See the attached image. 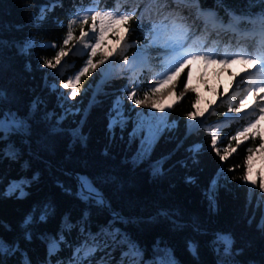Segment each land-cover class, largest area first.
Masks as SVG:
<instances>
[{
	"label": "trees",
	"instance_id": "trees-1",
	"mask_svg": "<svg viewBox=\"0 0 264 264\" xmlns=\"http://www.w3.org/2000/svg\"><path fill=\"white\" fill-rule=\"evenodd\" d=\"M97 7L133 16L126 56L133 53L131 41L148 42L165 17L187 23V43H204L209 27L218 34L204 10L240 27L264 26V0H0V118L19 122L0 129V264H74L75 248L89 232L96 236L101 230L118 236L107 249L115 264H126L121 254L130 252L128 242L139 250L132 264H264V191L241 179L248 172L247 148L258 151L264 140L249 139L222 161L210 147L208 123L187 129L201 89L188 90L171 105L170 126L156 134L146 154L128 122L109 127L127 78L120 75L126 70L105 77V68L121 63V56L93 74L81 110L66 111L58 86L87 59L67 58L52 69L44 61L54 63L65 47L69 22ZM82 26L90 25L72 26L73 46ZM82 78L86 86L89 77ZM228 107L223 98L208 122ZM247 119L225 125L226 139L218 148L235 145L230 137ZM259 121L254 131L263 135ZM81 177L93 182L97 195L81 198L76 179ZM12 182L23 194L8 192ZM61 235L60 250L49 255L50 239Z\"/></svg>",
	"mask_w": 264,
	"mask_h": 264
},
{
	"label": "snow or ice",
	"instance_id": "snow-or-ice-1",
	"mask_svg": "<svg viewBox=\"0 0 264 264\" xmlns=\"http://www.w3.org/2000/svg\"><path fill=\"white\" fill-rule=\"evenodd\" d=\"M133 16L131 14H121L118 11L109 12L103 9H93L86 15L82 17H78L76 19H72L69 22V30L66 33V38L63 40V45H69L70 41L74 39V32L71 30L72 26L77 24L79 21L81 25L87 24L89 19L93 21V23L85 29L83 26L81 27L80 35L77 39V45L74 47H78L79 49H83L84 53L87 55V60L84 62L83 67L79 70L78 73L74 75L73 78L68 79L66 82H63L60 87L63 89L71 88L70 94L64 96V99H75L79 95V89L77 85L80 84L81 78L84 77L87 73H89L90 69L95 68L98 65L104 66L107 64L110 58L115 56H121V67L123 69H131L135 72V65L133 61L137 59V56L128 57L124 55L128 48L127 44V36L130 34L131 29L127 25L132 20ZM99 23L97 29V23ZM120 22L124 26L123 35H120L118 39H115L114 43L116 45L115 48L107 49V44L105 41L109 39L107 33L110 31H114L112 25ZM189 39V30L187 25L182 21L175 17H165L163 20L159 21L152 29L150 33V37L148 40L147 46H153L159 44L161 47L166 49H170L171 52L176 53V57L169 66L166 72L158 74V76L149 81L150 89L144 93V98H138L136 93L139 88V84L135 75L131 78V90L128 91L127 100L134 105H141L149 99L150 94H155L158 91V86L160 84L168 83L176 77L177 83L173 85V90L176 91L179 89V84L181 83L180 77L183 70L186 68L188 64H191L196 61H203L207 63H219L222 65H227L231 63L233 60H238L243 64H248L252 66V69L246 74V83L247 87H245L242 91H234L228 98L227 103L228 113H236L240 114L235 118H243L247 116L248 119L246 124L242 126L239 130L235 132L234 135H231V141H237L240 138H243L241 143L247 142L249 139H255L256 136H260L261 140H264V135L255 132L257 123L260 119H264V47H262L259 51V55L250 54L243 49L232 52L228 54L226 50L223 56H220L219 53L215 52L212 49L208 51H204V45L202 44H188L187 40ZM55 47V45H52ZM105 48V55L99 59L95 60L94 58L98 55V50L101 48ZM144 49L141 48L138 50L137 55H144ZM69 51H66L64 47H61L55 56V64L52 63L51 60H45V66L49 68H54L56 66L61 65L62 58L69 55ZM104 69L102 68L101 71ZM190 75V73H189ZM183 83V91H188V83L187 79L182 81ZM249 93H256L258 96V100H254L253 104L249 105L247 109L244 107V100L247 98ZM182 95V93H181ZM179 100L180 97H177ZM239 101V106L236 105V101ZM152 108L156 107V104L153 103L151 105ZM164 109H161L163 111ZM209 111L205 109V112ZM214 114V113H211ZM197 113H192L191 116L193 119H196ZM226 119H231L233 117H228L225 114ZM7 116L0 118V129L5 127V120ZM124 122V110L123 105L117 100V102L113 105V113H110L109 119V127L113 128L116 125L122 124ZM12 123L19 126V122L12 118ZM140 130L145 128V124L141 122L138 125ZM158 128H153L152 126H147V135L143 138V144L146 145V148L141 149V154H146L147 150L150 149L155 142L156 133L158 132ZM220 128H215L211 133V144L210 147L217 152V155L220 156V159L226 160L228 156L231 155L229 152V148L225 147L223 149L224 155L220 154V150L218 148V143L220 139ZM231 147V145H229ZM239 147V144L237 145ZM258 151L264 150V143L259 145ZM236 148L232 149V152H235ZM253 152L252 148H247V153L249 154L247 159L251 160V153ZM251 169V165H248V170ZM230 171L232 169H229ZM244 182L250 183L253 186H256L259 183V186L262 191H264V178H261L259 181L257 179L248 180L247 174H245L241 178ZM79 183V195L81 198H91L94 195H97L96 188L93 182L88 177H81L78 179ZM23 194V193H22ZM41 219H45V216L42 215ZM110 234V232H109ZM104 230H101L99 235L94 236L91 232L88 233V236L84 239L82 243L75 248L73 253L74 264H93V260L95 259L96 253L98 251H105L107 254V248L110 247L107 240H101L100 237L104 236ZM221 239L226 242L229 241V238L222 237ZM64 240L63 235H61L58 239L53 237L49 242V255H54L56 252L60 250L61 242ZM118 240V236H113V242ZM129 243L130 253L139 255V250L136 248L134 244ZM192 250L195 251L194 246L190 245ZM0 249H2V245H0ZM125 255H128L126 253ZM98 264H109L106 258L101 257L98 261ZM172 264H175L173 261Z\"/></svg>",
	"mask_w": 264,
	"mask_h": 264
},
{
	"label": "rangeland",
	"instance_id": "rangeland-1",
	"mask_svg": "<svg viewBox=\"0 0 264 264\" xmlns=\"http://www.w3.org/2000/svg\"><path fill=\"white\" fill-rule=\"evenodd\" d=\"M93 8H88L84 12H82L81 16L86 15L90 11H92ZM183 21V20H182ZM184 22V21H183ZM89 25L93 23L91 19L88 21ZM97 23V29L99 26V23ZM187 24L186 22H184ZM189 25H192L190 23ZM123 27V24L120 22H117L112 25V28L114 31H110L107 33V36L109 39L105 41L107 44V49H112L115 48L116 45L114 43V36L116 33H118ZM190 31V29H188ZM209 29L205 30V37H208V39L204 43H198L196 40H189V44H202L204 45V51H208L209 49L214 50L215 52L219 53L220 56H223L226 52L228 51V54H231L232 52L239 51L243 49L244 51L253 54V55H259L260 54V49L262 47H259L258 44L252 45V43H247L244 41H239L238 43L234 42L236 38L240 37H233L232 34H227L228 40L220 41L218 36H214V34H209L207 33ZM216 35V33H215ZM196 37V36H195ZM241 38V37H240ZM193 39V38H192ZM231 41V42H230ZM32 43V40H30V44ZM74 43H69V45L65 46L64 49L66 51H69V53H72V57L70 56H65L62 58V62L65 61V59H87V55L84 53L83 49H79L78 47L73 46ZM129 44V43H128ZM131 49L133 50V53L129 55L128 57H133L137 56V59L133 61V64L135 65V72H133L131 69H123L119 64H108V66L105 68V77H108L111 73H120L121 70L126 72L124 74H120L121 77L127 78V82L125 83L122 96L123 97H118L114 100L113 105L119 100V102L123 105V110H124V122H128V128H132L133 132H137V135L139 136L138 140L140 143H143V138L144 136L147 135V126H152L153 128H158V132H161L165 130L167 127L170 126V123H168L166 116L169 111V108L171 105H173L178 99L177 97L181 96V93H185L183 91V83L185 79H187L188 83V90L190 89H201L202 91V96L200 97L199 102L197 103V106L191 112L188 117H187V129L188 131H194L196 129H199L200 127L204 126L205 123L207 124V128L210 132V137L211 133L215 128H220V139L219 142L222 140H225L226 138L225 135L222 133L223 127L235 117H237L240 114L236 113H228V108L223 111V115L220 118H215L209 123L208 121L211 119V113L217 109V105L220 103V101L224 98L228 100L229 96L234 92V91H242L245 87H247L246 83V74L248 71L252 69L251 65L248 64H243L238 60H233L231 63L227 65H220L219 67H212L210 66V63H205L203 61H196L191 64H188L186 68L183 70L180 80L181 83L179 84V89L174 91L173 90V85L177 83L176 77H173L171 81H169L165 88L171 89L173 94L169 96L167 99L162 100L159 97L156 98L159 91L158 86V91L155 92V94H150V97L148 100H146L144 106L140 107L139 105H134L131 102L127 100V94L128 91L131 90V78L133 75L136 76L139 88L137 90V97L143 99L144 98V93L146 91H149L150 89V84L149 81L155 79L158 74L166 72L173 62V60L176 57V53L171 52L170 49H166L164 47H161L159 44H157L161 50L159 52L157 49L154 48L153 46H147L148 42H143V43H135L134 41H131ZM44 45V44H43ZM77 45V42L76 44ZM48 46V45H47ZM233 46H240V47H233ZM257 46L259 48H257ZM143 48L144 55H137L138 50ZM168 50V51H166ZM167 52L166 54L162 55L163 53ZM106 49L101 48L98 50V55L97 59H101L105 55ZM122 59V57H121ZM54 63H55V58H54ZM53 63V64H54ZM163 65L162 67L159 66V64ZM105 66V65H104ZM104 66L98 65L95 68L90 69L89 73L85 75V77H89V83L84 86L85 82L82 80L84 78H81V82L79 85H77V88L79 89V95L75 99H67V107L66 111L69 114H76L81 110V102H82V96L84 94H89V89L91 87V77L93 74H96L101 71V69H104ZM49 68V67H48ZM52 69V68H50ZM81 69V68H80ZM76 70L71 77L65 79L64 82H66L68 79L73 78L76 73L79 72V70ZM116 71V72H115ZM190 73V75H189ZM106 79V78H105ZM63 83V82H62ZM61 83V84H62ZM59 84V90L62 92V95L67 96L71 92V88L69 89H63L60 87ZM54 87L57 86L56 83L52 84ZM83 85V86H82ZM93 86V85H92ZM81 87V90H80ZM254 100H258V96L256 93H249L247 98L244 100V107L245 109L248 108L249 105L253 104ZM155 103L156 107L152 108L151 105ZM236 105L239 106V101L237 99ZM161 109H164L161 111ZM205 109H208L209 111L205 112ZM113 113V111H112ZM192 113H197L196 119H193L191 114ZM225 114L228 115V117H233L231 119H226ZM143 122L145 124V128L143 130H140L138 128V125ZM260 123V130L263 132L264 135V119H261L259 121ZM237 131V130H236ZM235 131V132H236ZM234 132V134H235ZM156 133V134H157ZM243 138H240L239 140L235 141V145L229 147L228 145L222 144L219 146V148L223 151L225 147L229 148V152L232 151L233 148H236L237 145L242 144L241 141ZM225 143V141H224ZM198 144H194L193 149L197 148ZM224 153V152H223ZM251 165V169L248 170L247 176L248 180L255 179L257 176L263 177L264 178V150L263 151H254L251 154V160H248V165ZM19 184L18 182H12V184L8 188V192L12 193L14 191H19L21 194V190L18 189ZM105 235L101 236V240H107L108 244L113 246V234L108 230H104ZM109 249V247L107 248ZM128 255L121 254L122 256H126V264H132L134 260V255L130 253L128 250L126 251ZM97 257V263L101 257L106 258V260L109 262V264H115L112 263L110 260V253L107 251V254L105 251H98L96 253ZM119 264V263H118Z\"/></svg>",
	"mask_w": 264,
	"mask_h": 264
},
{
	"label": "bare ground",
	"instance_id": "bare-ground-1",
	"mask_svg": "<svg viewBox=\"0 0 264 264\" xmlns=\"http://www.w3.org/2000/svg\"><path fill=\"white\" fill-rule=\"evenodd\" d=\"M211 31H213V30H208V32L207 33H209V34H214V33H212ZM218 32V34H214V36H218L219 37V40L222 42V41H224V40H228L229 41V39L228 38H226L219 30L217 31ZM205 34V33H204ZM243 38H236V40L234 41V42H236V43H238L239 41H241ZM231 42V41H230ZM244 42H247V43H252V45L254 46V45H256V44H258V46L259 47H264V38H261V41H258L256 38H253V37H249L248 39H246ZM257 46V48H259ZM233 47H240V46H233ZM259 49H261V48H259ZM169 92H171V91H169ZM160 98V99H162V100H165L166 99V97H167V93L166 94H164V95H157L156 96V98ZM145 104V103H144ZM144 104H141V105H139L140 107H142V106H144Z\"/></svg>",
	"mask_w": 264,
	"mask_h": 264
},
{
	"label": "water",
	"instance_id": "water-1",
	"mask_svg": "<svg viewBox=\"0 0 264 264\" xmlns=\"http://www.w3.org/2000/svg\"><path fill=\"white\" fill-rule=\"evenodd\" d=\"M11 125H12V123L10 122V119L7 118V119L5 120V127L9 128ZM76 179H77V182H78V178H76ZM78 184H79V183H78ZM100 202H101L102 204H104L102 198L100 199Z\"/></svg>",
	"mask_w": 264,
	"mask_h": 264
}]
</instances>
